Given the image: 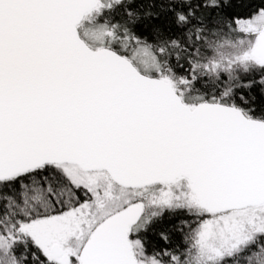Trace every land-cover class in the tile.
<instances>
[{
  "label": "snow or ice",
  "instance_id": "1",
  "mask_svg": "<svg viewBox=\"0 0 264 264\" xmlns=\"http://www.w3.org/2000/svg\"><path fill=\"white\" fill-rule=\"evenodd\" d=\"M0 264H264V0H0Z\"/></svg>",
  "mask_w": 264,
  "mask_h": 264
}]
</instances>
